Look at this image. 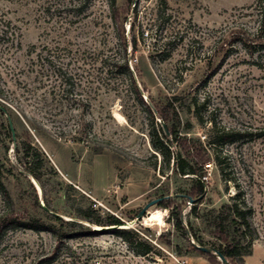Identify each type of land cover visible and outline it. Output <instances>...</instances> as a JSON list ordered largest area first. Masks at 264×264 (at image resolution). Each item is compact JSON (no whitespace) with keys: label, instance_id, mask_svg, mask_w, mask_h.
<instances>
[{"label":"rangeland","instance_id":"1","mask_svg":"<svg viewBox=\"0 0 264 264\" xmlns=\"http://www.w3.org/2000/svg\"><path fill=\"white\" fill-rule=\"evenodd\" d=\"M257 3L0 0V168L12 207L21 217L58 225L61 218L97 232L63 239L57 250L52 232L8 227L0 264H211L207 253L192 250L223 248L192 213L186 196L194 180L177 174L152 142L155 122L167 129L156 106L176 97L183 127L194 126L188 138L205 143L224 129L246 134L222 145L218 165L208 166L197 209L218 210L241 190L255 233L233 264H264V50L251 55L231 33L239 26L256 34L264 16ZM2 123L12 124L13 138ZM27 141L46 157L41 181L24 171L16 149ZM91 204L124 225L97 229L75 217ZM174 208L184 231L171 219ZM10 209L0 186V215ZM157 212L162 224L150 220ZM118 228L132 230L137 242L119 237Z\"/></svg>","mask_w":264,"mask_h":264},{"label":"trees","instance_id":"2","mask_svg":"<svg viewBox=\"0 0 264 264\" xmlns=\"http://www.w3.org/2000/svg\"><path fill=\"white\" fill-rule=\"evenodd\" d=\"M257 7H259L260 13L264 15V0H258ZM256 31V34H250L247 30L236 26L232 30V36L234 39L240 41L251 55H254L255 51L264 50V16ZM135 28V27H134ZM144 32L142 33V36ZM126 39H124V42ZM126 45V44H125ZM138 48V38L134 36L133 39V50ZM127 67L128 64H125ZM193 102L191 107H194V116L199 121L198 113L196 112L197 102L195 98H192ZM175 103H180L179 98H174V101H169L166 107L156 106L158 116L167 125V129L164 126L154 123L155 134L153 135L152 142L154 147L163 154L166 161L173 160L174 170L181 176H187L194 180L191 192H188L186 198L189 201H194L192 213L197 217L200 216L204 219L208 227L211 229L210 234L213 237L218 238L223 246L220 251L228 263H236L242 261L248 254V249L251 247V239L255 233V228L252 222V208L247 202L242 199L243 192L238 191L237 198H230V200L224 203L220 209H212L200 215L198 211V204L202 202L205 193V177L209 169V165H218L219 156L218 152L227 142H235L238 139L245 137V133L241 130L229 129L213 132L212 136L207 142L203 143L200 139L194 137L188 138V134L192 132L194 126L190 121H186L185 127L180 116V112L177 110L178 106ZM190 107V108H191ZM153 114V112L150 110ZM2 127L6 128L10 137L13 138L12 130L6 127L3 123ZM183 128V129H182ZM182 130H184L182 132ZM169 134V135H168ZM175 145V150L173 146ZM19 152H22V158L24 160V171L31 175L38 181H41V176L38 175L46 165L45 155L37 150L31 143L23 142L22 146L16 147ZM173 149V150H172ZM0 168V186L2 187L5 195L8 198V202L11 209L0 215V235L2 232L13 226L22 227L31 230H44L52 232L57 241V250L61 247L63 239L73 238L75 235L86 233L88 235H97L96 231H92L91 228L85 226L82 223L75 221H66L61 218H55L58 224H47L42 218L28 215L27 217H21L14 211L12 205V198L8 192L6 186L2 182V174ZM28 181L29 178L26 177ZM33 187V186H32ZM34 204L36 207L39 206L38 196L34 190ZM168 200H163L159 204L164 208H171ZM13 206V207H12ZM78 219L88 222L89 224L100 226V227H121L124 225L122 219L117 216L100 215L93 207L89 205L86 208H80L78 214L75 216ZM135 219V218H132ZM171 219L174 225L184 231L182 224L181 214L178 210L171 209ZM78 231V232H76ZM192 231V227H191ZM76 232V233H73ZM114 232L131 243L137 242V238H134V232L127 228H118ZM193 232V231H192ZM129 236L131 238H129ZM193 236L196 234L193 233ZM202 242L201 239H198ZM192 250L198 253H205L200 248L192 245ZM149 252V251H147ZM210 256V263L216 264L214 253H207Z\"/></svg>","mask_w":264,"mask_h":264},{"label":"water","instance_id":"3","mask_svg":"<svg viewBox=\"0 0 264 264\" xmlns=\"http://www.w3.org/2000/svg\"><path fill=\"white\" fill-rule=\"evenodd\" d=\"M11 130H12V133H13V136H14L15 134H14V129H13L12 124H11ZM191 201L193 202V200H191ZM150 205H148L147 208ZM144 212H145V209L141 212V215H143ZM199 248L202 249V251L205 252V253H212L213 252L211 249L202 248V247H199ZM214 254H217V256L219 257V259L222 261L223 264H229L228 261H227V259L225 258V256L221 252L215 251Z\"/></svg>","mask_w":264,"mask_h":264},{"label":"bare ground","instance_id":"4","mask_svg":"<svg viewBox=\"0 0 264 264\" xmlns=\"http://www.w3.org/2000/svg\"><path fill=\"white\" fill-rule=\"evenodd\" d=\"M117 118H119L121 120V115L117 114L116 115ZM151 215V214H150ZM151 217V216H150ZM162 215L160 212H157L155 214H153L152 218L150 220H159V223L162 224L163 223V219H162ZM148 219V218H147ZM153 222V221H152ZM97 229H100L101 227L100 226H95Z\"/></svg>","mask_w":264,"mask_h":264}]
</instances>
